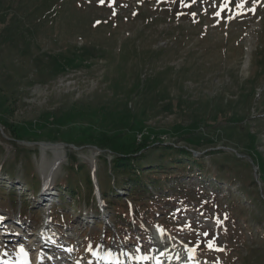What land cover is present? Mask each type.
I'll list each match as a JSON object with an SVG mask.
<instances>
[{
  "label": "rangeland",
  "instance_id": "374dc122",
  "mask_svg": "<svg viewBox=\"0 0 264 264\" xmlns=\"http://www.w3.org/2000/svg\"><path fill=\"white\" fill-rule=\"evenodd\" d=\"M15 126L30 133L16 139ZM143 137L144 151H192L216 178L174 168L163 190L181 179L186 194L151 188L128 201L132 226L111 228L94 175L111 177L122 201L129 188L98 162L111 155L100 146L140 151ZM69 152L94 179L95 199L79 205L61 184ZM0 187L14 191L0 193L1 264H40L36 245L12 242L43 233L67 249L58 264L71 250L84 264L98 251L131 264H264V0H0Z\"/></svg>",
  "mask_w": 264,
  "mask_h": 264
},
{
  "label": "trees",
  "instance_id": "16d2710c",
  "mask_svg": "<svg viewBox=\"0 0 264 264\" xmlns=\"http://www.w3.org/2000/svg\"><path fill=\"white\" fill-rule=\"evenodd\" d=\"M2 124L4 128L7 127L5 122ZM13 128L16 132H14V138L19 140L22 139L18 135V132H22L23 134L30 133L27 128L20 130L17 128V126ZM142 139L144 142L141 144H143L144 148L140 151L132 149L133 145L130 143H128L126 146L124 144L117 143L115 140H111L110 143H104L105 146H100V149L109 148L111 150V155L109 156L102 153L99 156L98 162L106 166L107 170L109 169V174L113 178L120 177V182L118 183L119 186L123 185L126 186L125 188H129L124 189V191L127 193V197L124 201H122L115 198L118 197V193L115 190L117 186L114 185L115 188H113L111 177H108L107 180H103V175L100 172V168L99 173L97 172L94 175L96 181L101 186L99 187V192L104 196V202L110 206L109 209L112 212V220L116 222V226H132L129 220L130 207L128 205V201L130 200V202L133 204H139V202H141L139 197L151 195V188L157 191L154 195H164V197H168L169 200L174 199V197L179 196V194H186V183L184 182L185 180L182 182L181 179H178L175 184H171L170 188L163 190L165 187H163L162 182H167L169 180L171 171H173L174 168H182L180 170L183 173L188 172L190 168H196V171L199 172L200 175L207 174L212 175L213 178H216V174H213V172L205 169L199 160L193 158L192 153L188 149L169 145L161 148L150 147V149L144 151L148 146L145 144L146 138L143 137ZM53 140L58 141V138L54 137ZM67 156L69 159L67 160L65 168L67 178L61 184L67 188L66 190L68 195L76 205H79L84 197L87 202H89L88 200L91 197L92 199L94 198L95 192L92 172L88 169L86 164H83L85 161L77 158L72 152H69ZM108 156L110 159H108ZM32 170V164L30 163V160H28V167L26 168V172L28 174H26L27 176L25 178L28 182V188L36 193L40 185L39 181L35 179V175L33 174ZM11 171L13 172L15 170L12 169ZM202 185L203 184L199 183L198 186ZM0 193L2 194V197L4 196L3 194H9L11 196L13 194L9 192L5 193L2 190ZM22 210H28L27 205L24 206ZM30 210L32 211L33 209ZM138 212H140L139 214H144L145 211L139 208ZM54 218L60 219L63 217L62 214H55ZM147 220H149V217H147Z\"/></svg>",
  "mask_w": 264,
  "mask_h": 264
},
{
  "label": "bare ground",
  "instance_id": "6f19581e",
  "mask_svg": "<svg viewBox=\"0 0 264 264\" xmlns=\"http://www.w3.org/2000/svg\"><path fill=\"white\" fill-rule=\"evenodd\" d=\"M249 50H247V53H249L248 52ZM44 199H46V198H44ZM52 215H48L47 216V219H45V218H43L42 219V223H43V221H44V219L45 220H47V222L45 223V225H46V228L47 227H51V224H53V221H51V217ZM105 218H103V220H104ZM107 224L109 223V217L107 218V220H104ZM6 228V226H0V229H5ZM40 228V232L43 230V229H45V228H42V227H39ZM42 228V229H41ZM40 233L38 234V237L37 238H39L40 236ZM24 236V235H23ZM46 237V238H45ZM42 238H44L45 240H43V239H41V242L39 241V243H37L38 244V246H39V248H41L42 249V247L41 246H43L44 247V250L45 251H47V253H51V252H54L53 251V248H54V243H53V240H51L50 239V237H49V235H45V233H43V236H42ZM40 239V238H39ZM4 240V239H3ZM34 242H35V240H34ZM59 245V244H58ZM46 246H48L49 248H47ZM37 251V250H36ZM38 252V251H37ZM58 253H61V252H58ZM57 253V254H58ZM57 254H55V255H57ZM105 254V255H104ZM107 254V255H106ZM113 254V253H112ZM104 255V257H106V258H109V256H110V260H112V261H115V262H111L110 263V261H108L109 262V264H131V260H130V263H127V262H125V261H123L122 259L121 260H113V259H116L115 257H113L112 255H111V253L110 252H105V251H103V253L101 254L99 251L98 252H96L95 253V255L94 256H96V258H97V260H100V259H98V256H103ZM109 255V256H108ZM117 256V255H116ZM166 257H167V255H165ZM55 257V256H54ZM153 257H154V255H153ZM190 257V256H189ZM42 260H44V262H45V260L47 259V258H45V257H42L41 258ZM191 259V258H190ZM48 260H50L49 262H48V264H58L57 263V261L54 259V258H48ZM58 260V259H57ZM164 261H166V258L164 259ZM38 262H40V264L41 263H43L42 261H38ZM143 263H147V264H150V262L149 261H147V260H145L144 258L142 259V262H138V264H143ZM163 263V262H162ZM59 264H61L60 262H59ZM76 264H78V263H76ZM157 264H160L159 262L157 263Z\"/></svg>",
  "mask_w": 264,
  "mask_h": 264
},
{
  "label": "snow or ice",
  "instance_id": "6c2138e0",
  "mask_svg": "<svg viewBox=\"0 0 264 264\" xmlns=\"http://www.w3.org/2000/svg\"><path fill=\"white\" fill-rule=\"evenodd\" d=\"M244 2L246 3L247 0H244ZM238 7H243V4L238 5ZM0 219H2V217H0ZM208 247H209L210 249L213 248V247H214V242H213L212 244H209Z\"/></svg>",
  "mask_w": 264,
  "mask_h": 264
}]
</instances>
